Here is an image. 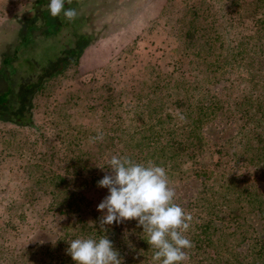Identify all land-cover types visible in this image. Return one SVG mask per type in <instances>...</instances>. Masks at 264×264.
I'll use <instances>...</instances> for the list:
<instances>
[{"label":"rangeland","instance_id":"374dc122","mask_svg":"<svg viewBox=\"0 0 264 264\" xmlns=\"http://www.w3.org/2000/svg\"><path fill=\"white\" fill-rule=\"evenodd\" d=\"M40 2L0 0V94L36 84L43 67L53 70L30 97L33 128L0 114V264H33L41 251L20 246H33L41 227L63 248L90 237L72 224L78 209L89 221L72 193L98 212L109 194L98 181L113 155L164 167L175 202L192 216L189 230L209 220L221 225L205 229L203 249L224 259L250 252L255 226L264 229V68L251 59L264 48L250 39L258 26L248 6L232 39L198 48L184 34L200 17L186 10L212 0H75L72 22ZM87 4L98 10L89 16ZM237 34L246 51L233 58ZM99 134L103 140L91 143ZM201 168L206 174L196 178Z\"/></svg>","mask_w":264,"mask_h":264},{"label":"trees","instance_id":"16d2710c","mask_svg":"<svg viewBox=\"0 0 264 264\" xmlns=\"http://www.w3.org/2000/svg\"><path fill=\"white\" fill-rule=\"evenodd\" d=\"M74 1L75 0H72V3L69 4L67 3V0H65V9L70 7V5L74 3ZM137 1L138 0H132L133 3H136ZM199 2L202 3V0H199ZM35 5L40 6L42 4L40 0H36ZM43 5H47V3L44 2ZM97 5L100 6L98 3ZM246 6H248L249 8L247 12L252 14V16L255 18V23L258 26L257 32H255V36L250 37V39L255 38L256 48H264V0H253L246 5L240 2V0H212V2L209 3L206 7L196 4L192 6L191 9H187L186 13L189 14V16L193 14L195 15V17H200L201 23L198 25L196 30L187 27V30L184 34L185 39L196 43L198 48L215 45L217 43L214 42H217L218 40L221 41V39H232L231 34L233 32H238V26L241 23V12L243 7ZM85 9L86 13H88L89 16L92 12L98 10L97 6L90 4H87L85 6ZM119 10L121 9L118 8L116 12H119ZM17 18L19 17H16L15 19ZM206 20H211V23ZM29 26L30 25H28V29ZM182 28H185V25H183ZM87 30L89 29L87 28ZM242 40L243 38L239 34L235 36V39L233 38V41L235 42L236 55L231 49V57L235 58L242 52L246 51L242 46ZM220 47L222 48V44H220ZM65 52L66 50L64 51V53ZM262 55L263 57L259 60L255 58L251 59L256 64H259L264 68V53H262ZM12 58H17V54H15V56H13ZM5 66L6 60L4 64L0 66V75H5V73H3ZM49 69L52 70V67H43L45 75L44 77L42 76L38 78V80L36 79V84L31 83L32 86L31 84H26L18 87H11L8 88L4 93L0 94V114H3V112L5 111L4 114H8V122L20 127H34L33 122L28 116V114H31L28 111L29 100L30 97L35 94V92H37L38 90H43L42 84L44 78L48 79V77L50 78L52 76L48 75L50 74ZM29 73H31V76L33 75L32 72ZM10 100H12L11 103ZM13 102L14 104L18 103V106L16 108L14 104H12ZM4 120L6 119L0 118V121ZM208 132H211V128H209ZM227 136L229 137V133L227 134ZM261 146L263 147V144H261ZM205 174L206 172L201 168L200 171H196L195 177L203 178ZM58 178L61 179L60 176ZM189 181L191 182V184H194L193 180ZM61 182H63V180ZM77 191L74 190L72 193L74 198V201H72V203L76 207H84L85 209H88L86 215H89L88 221L84 217H82V212L79 209L77 210L78 213L75 216L76 219L72 223L74 228L76 229L77 234L84 236L87 235L93 238L106 235L110 241H114L115 237L118 236L120 237V244L114 249L118 251L119 258L122 259L123 264H153L152 255L154 250L150 249L144 243L143 229L142 227L138 226V221L128 220L122 222L119 225L113 223V225L107 226L106 232H101L99 227V220L103 214L92 211L91 204L89 202H86L81 193ZM259 215L261 216H259V218L263 220L262 209H260ZM217 224L218 223H216V221H203L202 224H198L197 226L192 227L191 230L185 233V235L192 241L194 246L191 248L192 250H185L189 259L184 261L183 264H257L258 260H261L264 264V229H262L261 231V229L256 228L253 223H250L249 225L252 228H254L255 226L254 230L257 236L255 240L256 244L252 247V250L250 252H233L231 253L229 259H224L222 255L218 251H216V248L211 249V251L213 252L203 249L204 247L202 246V241L204 239L203 234H206L205 229H213L214 232H217L221 226ZM45 235L46 237H43ZM34 241L35 242L33 246H20L21 252L23 250L37 248L41 251V253H35L37 254V258L34 259L33 264H75L70 255L67 254V249L69 247L63 248L62 238L60 236H57L55 232L47 229V227L39 228L35 235ZM225 252H229V249H226ZM246 256L250 258L248 259Z\"/></svg>","mask_w":264,"mask_h":264},{"label":"clouds","instance_id":"9594fccd","mask_svg":"<svg viewBox=\"0 0 264 264\" xmlns=\"http://www.w3.org/2000/svg\"><path fill=\"white\" fill-rule=\"evenodd\" d=\"M48 11L53 18L63 13L69 22L77 16L74 8L65 9V0H49ZM89 139L95 143L103 140V134ZM108 169L109 174L98 181V187L109 192L97 207L103 214L100 231L106 232L113 223L136 220L154 250L153 264H183L188 260L185 250L194 245L185 233L190 229L192 216L175 203L176 194L169 187L166 169L152 161L139 163L117 155L108 160ZM69 244L67 254L75 264H123L106 235L75 238Z\"/></svg>","mask_w":264,"mask_h":264}]
</instances>
